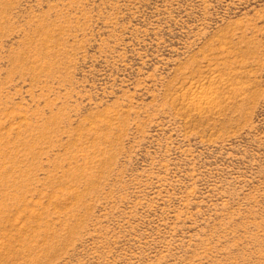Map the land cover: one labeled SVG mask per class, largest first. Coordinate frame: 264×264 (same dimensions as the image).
<instances>
[{
	"label": "rangeland",
	"instance_id": "1",
	"mask_svg": "<svg viewBox=\"0 0 264 264\" xmlns=\"http://www.w3.org/2000/svg\"><path fill=\"white\" fill-rule=\"evenodd\" d=\"M0 264H264V0H0Z\"/></svg>",
	"mask_w": 264,
	"mask_h": 264
}]
</instances>
